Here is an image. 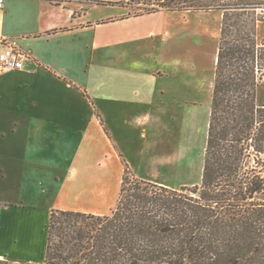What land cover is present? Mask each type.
Masks as SVG:
<instances>
[{
	"label": "crops",
	"instance_id": "obj_1",
	"mask_svg": "<svg viewBox=\"0 0 264 264\" xmlns=\"http://www.w3.org/2000/svg\"><path fill=\"white\" fill-rule=\"evenodd\" d=\"M109 2L5 0L0 10V53L27 56L21 70L0 64V260L43 264L53 209L112 212L97 187L81 197L91 187L79 189L80 177L115 181L120 192L122 159L156 184L179 168L174 121L195 102L189 88L201 67L167 51L166 21L181 11L135 16Z\"/></svg>",
	"mask_w": 264,
	"mask_h": 264
},
{
	"label": "trees",
	"instance_id": "obj_2",
	"mask_svg": "<svg viewBox=\"0 0 264 264\" xmlns=\"http://www.w3.org/2000/svg\"><path fill=\"white\" fill-rule=\"evenodd\" d=\"M141 2L147 8L135 16L222 13L201 185L179 191L142 180L122 159L110 215L52 210L43 264H264V105L257 102L264 0H128L127 6Z\"/></svg>",
	"mask_w": 264,
	"mask_h": 264
},
{
	"label": "rangeland",
	"instance_id": "obj_3",
	"mask_svg": "<svg viewBox=\"0 0 264 264\" xmlns=\"http://www.w3.org/2000/svg\"><path fill=\"white\" fill-rule=\"evenodd\" d=\"M127 2L128 0H112L113 5H107H110V9L114 8V10L118 11L122 7H128ZM99 5L104 4L99 2ZM146 8L147 6L143 2L135 3L129 10V14L142 13ZM209 11L205 12V14L188 11L186 12L188 15H185L184 11L173 12L174 14L165 24V32L171 39V44L167 47L169 55L179 58V61L184 60V63L192 61L201 65V67H196L195 84L189 88L190 93H194L196 100L190 105H180L177 119L174 121V143L176 144L177 138L179 168L175 169L170 176L164 175L162 180L166 182L159 184L179 191L183 187L194 188L195 186H200L202 181L207 125L212 103L216 57L219 51L222 23V13L220 11ZM258 16L262 18V21L258 23L257 38L258 43L262 45L264 43V15L259 13ZM257 102L259 105H264V79L258 88ZM43 171L46 172L42 173L45 179L51 183L54 177L53 170L45 169ZM98 177L99 179L101 178L100 176ZM77 182L76 184L81 190L86 191L87 188L91 187L81 197L88 199V197L94 196L97 187L98 191H100L98 193V202L101 203V206H104L105 211L111 208L109 205L116 207L119 189L115 181L107 184L102 182L89 184L85 182L84 177H80ZM54 194L56 192L52 189L51 196ZM44 198V202L50 204L51 202L48 198L53 197H48L47 194ZM61 202L63 203V199H61Z\"/></svg>",
	"mask_w": 264,
	"mask_h": 264
},
{
	"label": "built area",
	"instance_id": "obj_4",
	"mask_svg": "<svg viewBox=\"0 0 264 264\" xmlns=\"http://www.w3.org/2000/svg\"><path fill=\"white\" fill-rule=\"evenodd\" d=\"M5 0H0V10L4 8ZM264 15V8L258 9ZM27 56L22 51L8 46L0 53V64L4 70H21L24 68Z\"/></svg>",
	"mask_w": 264,
	"mask_h": 264
}]
</instances>
